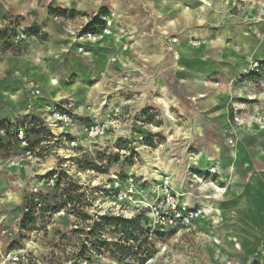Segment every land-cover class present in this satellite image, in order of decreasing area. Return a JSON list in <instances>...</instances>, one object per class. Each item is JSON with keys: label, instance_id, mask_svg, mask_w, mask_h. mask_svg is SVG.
<instances>
[{"label": "rangeland", "instance_id": "374dc122", "mask_svg": "<svg viewBox=\"0 0 264 264\" xmlns=\"http://www.w3.org/2000/svg\"><path fill=\"white\" fill-rule=\"evenodd\" d=\"M116 1L126 4V0ZM192 3L187 8L194 11ZM262 4L264 0H239V8L228 10L226 3L225 11L221 8L205 22L182 18V33L160 32L167 54L159 49L157 64L149 65L148 70L145 67L142 78L146 90L131 97L132 106L124 102L122 89H133L135 73L120 65L115 69L117 77L108 79L104 76L106 55L91 58L97 49L94 46L76 51L71 47L58 64L43 63L50 67L49 74H56L59 91L65 92L58 98L59 92L50 88L57 92L44 91L49 95L46 97L71 103L79 123H103L110 128L105 138L92 142L84 154L67 163L63 171L69 174L63 175L69 188L61 193L43 190L46 207L37 214L24 212L29 183L25 174L5 171L0 165V231H7L0 236V250H19L27 245L42 264H260L246 246L250 243V222L264 216V172L257 183V177L251 180L254 175L249 173L261 162L247 155L229 156L224 153L225 145L218 146L217 152L198 154L205 147L191 126L192 119L185 123L183 109L206 88L209 93L223 92L243 115L264 114V23L255 26L246 9L254 5L258 13ZM112 6L118 17L119 6L116 2ZM205 7L209 8L207 1ZM63 11L70 16L76 12ZM181 14L188 15L183 10ZM228 29L232 32L225 34V46L219 49L226 48L221 52L210 42L219 30ZM80 34L87 38L84 32ZM184 40L188 41L179 44ZM178 44L183 51L188 44L195 51L184 71L175 65ZM39 52L35 56L44 60L38 62H46L47 53ZM83 52L91 55L82 56ZM247 54H251L249 59ZM254 60L263 65L257 77L251 68ZM238 65L242 69L238 70ZM196 66H209L210 73L208 67L198 70ZM12 69L0 68V83H17L11 81ZM195 79L200 83H190ZM216 82L220 88L214 86ZM244 129L250 135L246 137L253 146L250 151L264 155V129L247 121ZM5 159L1 156L0 161ZM237 170L243 174L238 181L233 175ZM113 175H120L124 182L131 180L135 195L127 206L113 204ZM163 176L171 179L182 203L198 213L189 225L170 226L154 217L152 206ZM240 201L246 204L241 211ZM63 207L64 215L54 217ZM122 248L127 250L122 253Z\"/></svg>", "mask_w": 264, "mask_h": 264}, {"label": "crops", "instance_id": "0c3cea01", "mask_svg": "<svg viewBox=\"0 0 264 264\" xmlns=\"http://www.w3.org/2000/svg\"><path fill=\"white\" fill-rule=\"evenodd\" d=\"M129 1L126 0V4L122 5L120 1L116 0H0V32L5 31L10 24H16L33 35L31 43L16 51H6L0 60L2 61L0 62L1 69L12 66L11 81L17 82L4 85L0 83V122L16 123L29 115L41 117L44 115L45 108L50 105H68L75 111V107L71 103H58L59 101L55 102L56 100L54 101L51 97H46L48 94H44V91L47 93L51 90L47 86L48 80L51 76L56 78L54 76L56 74H49L50 67L42 66V64H58V61L65 58L63 55L71 47L76 51L87 45L97 48L96 51L93 50L91 58L96 59L102 54L106 55V59L103 61L105 64L104 76L108 79L117 77L118 71L115 69L120 65H126V69L135 73L133 78L136 79V84L133 89H122V96L125 97L124 102L132 106L134 101L131 97L136 93H144L146 90V86H144L145 79L142 78L143 73H146L145 67L148 70L149 65L157 64L156 58L159 57V49L163 51L164 44L161 41L160 32L168 33V35L182 33L181 31L184 28L179 26L183 20L182 18H186L187 21L193 20L197 23H202L208 17L219 14L221 8L224 11L226 10L224 0H214L209 4V8L205 7L203 10L199 7L201 4L197 0H133L132 3ZM112 2H116L119 6L120 15L118 17L114 15L116 9L112 6ZM192 2L196 5L194 11L187 8V5ZM177 4L180 5V9ZM237 8L239 7H229L228 10ZM246 9L251 14L250 21L256 23H254L255 26L259 22L264 23V4H262L258 13L255 12L256 8L254 5H248ZM63 10L76 12L70 16L69 13ZM179 10L181 12L183 10L188 15L183 16ZM97 15L114 16L115 25L112 28V34L103 38H86L82 36L80 31ZM231 32V29L227 31L219 30L217 38L210 43L216 48L218 47V49L222 48L223 45L225 46L224 38L227 36L225 34ZM243 33L248 37L249 33L245 31ZM250 35L253 36V34ZM185 36L186 34L182 38ZM185 41L188 40L180 41L179 44ZM179 44L175 46L177 55L175 65L178 71H184L185 67L187 68L186 62L189 61L195 51L191 49L189 44L186 47L187 50L183 51L179 49ZM202 46L203 44L201 43V48ZM51 47L55 50H52ZM224 49L219 50L222 52ZM43 50L47 53V61L38 62L44 59L42 56L36 57L35 54L38 52L43 53ZM87 54L89 53L83 52L82 56H87ZM164 54L167 53L164 52ZM250 56L251 54H247V59ZM180 63L183 64L181 68L178 67ZM36 64H41V66ZM205 67H208L210 73L209 66H196V69L200 70ZM237 68L238 70L242 69L240 65ZM196 73L201 80L199 71H196ZM199 79H195L190 83L194 84ZM122 80L124 82L125 78ZM19 85L22 86V89L18 88ZM32 89L40 91L41 95L39 98L33 99L30 96ZM55 90L59 92L58 98L64 96L65 92L59 91V87ZM161 90L164 91L165 88H161ZM197 94H199L197 99L193 100V103L188 101L183 110L187 118L185 123L188 124L192 119L191 126L195 128L197 137L205 147L201 148L198 154L202 156L205 152L214 153L220 149L218 146L225 145L227 147L224 149V153L229 154V156H232V154H238L239 157L247 155L250 160L260 161L261 164L251 168V171H249L251 175H254L251 180H254L255 177L258 178L254 180V183H257L262 176V172H264V161H262L264 155L261 154L262 152L250 151L253 146L246 138L250 135L244 129V126L235 131L236 136H233L228 131L227 122L230 110L233 107L232 99L227 98L221 91L209 93L206 88L200 90ZM216 94L219 95L215 96ZM13 97L17 99H13ZM30 103H33L32 112L26 110V106ZM22 110L23 112H21ZM226 116H228L227 120H225ZM232 138L234 145L230 146L228 142ZM247 148L249 151L245 152ZM239 171L237 170L233 173L237 181L243 175ZM20 174L22 175V173ZM235 184L237 186L241 185L239 183ZM219 201L220 199L217 202ZM243 207H246V204L240 201L238 204L239 210L241 211ZM248 234L250 243L247 244L246 249L250 251L249 255L254 257V259L257 258L256 262L264 264V216H256L250 222ZM1 244L2 242H0V246Z\"/></svg>", "mask_w": 264, "mask_h": 264}, {"label": "built area", "instance_id": "2783aa9c", "mask_svg": "<svg viewBox=\"0 0 264 264\" xmlns=\"http://www.w3.org/2000/svg\"><path fill=\"white\" fill-rule=\"evenodd\" d=\"M208 4L214 0H205ZM230 7L237 6L239 0H225ZM115 18L97 15L91 19L87 27V37L100 38L112 34ZM83 29V30H84ZM80 31V33L83 32ZM33 35L16 24H10L7 29L0 32V60L6 51H16L31 43ZM253 75L257 77L263 71V65L258 61L251 64ZM219 87V83H215ZM38 89H32L30 96L33 99L40 97ZM33 103L26 106L32 112ZM242 109L232 107L228 119V131L236 136L235 131L244 126V123L253 122L264 129V114L248 117L243 115ZM43 116L29 115L16 123H5L10 130V147L6 159L0 161L5 171H14L25 174L28 180L27 196L24 212L37 214L46 205L42 197L43 190L62 192L65 187L63 171L67 163L85 153L86 148L94 141L107 136L110 128L108 124L79 123L73 108L68 105L47 106ZM0 134H3L0 132ZM5 138V136H4ZM229 145H234L233 138ZM111 190L114 195V205L117 208L127 206L132 200L133 186L131 180L120 178V175L111 176ZM158 197L152 206V213L156 220L170 226H187L197 218L195 209L182 203L179 193L173 187L171 179L167 176L160 178ZM142 204V201H138ZM141 210V209H140ZM65 207L59 208L54 217L63 216ZM33 214V215H34ZM7 231L1 230L0 236ZM40 236V235H37ZM13 240V239H11ZM0 264H42L39 257L25 245L19 250H0Z\"/></svg>", "mask_w": 264, "mask_h": 264}, {"label": "trees", "instance_id": "16d2710c", "mask_svg": "<svg viewBox=\"0 0 264 264\" xmlns=\"http://www.w3.org/2000/svg\"><path fill=\"white\" fill-rule=\"evenodd\" d=\"M88 28L89 27H87L86 29H84L83 32L85 33L87 31H89ZM0 132L3 133V134H0V158H1V156L2 157H4V156L6 157L7 152H8V149L10 147V138H9L10 137L9 136L10 135V130H9V128H7V125L5 124V122H0ZM4 136H5V138L3 139ZM125 223H127L129 225H132L133 224L132 222H125ZM123 233L124 234H127V232H125V231ZM114 246H115V248H118L117 245H114ZM124 249L125 248H122V251H121L122 253H123V250ZM125 250H127V249H125Z\"/></svg>", "mask_w": 264, "mask_h": 264}, {"label": "bare ground", "instance_id": "6f19581e", "mask_svg": "<svg viewBox=\"0 0 264 264\" xmlns=\"http://www.w3.org/2000/svg\"><path fill=\"white\" fill-rule=\"evenodd\" d=\"M198 1L202 4L199 6L201 8V10L205 9L206 1L205 0H198ZM47 86L51 89H53V88L57 89L59 87V82L55 77L51 76L50 79L48 80ZM52 92H54V91H52ZM55 92H57V91H55ZM13 99H17V98L13 97ZM154 169H156V168H154ZM187 198H188V196H187Z\"/></svg>", "mask_w": 264, "mask_h": 264}]
</instances>
